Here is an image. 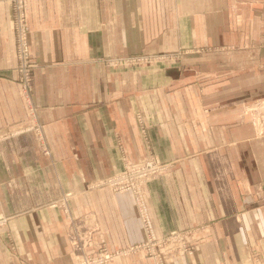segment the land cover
Here are the masks:
<instances>
[{
    "label": "crops",
    "instance_id": "1",
    "mask_svg": "<svg viewBox=\"0 0 264 264\" xmlns=\"http://www.w3.org/2000/svg\"><path fill=\"white\" fill-rule=\"evenodd\" d=\"M25 6L35 60L32 103L25 105L14 79L13 12L0 0V131L38 123L50 155H40L32 130L0 143V213L10 216L14 242L11 248L0 235V264L67 263L83 253L78 243L88 251L143 240L131 192L85 184L149 152L174 160L140 192L150 232L193 231L187 241L194 249L166 252L160 264L264 260V156L228 158L229 139L212 134L227 130V108L208 105L226 91L204 92L192 69L207 51L221 61L252 57L260 46L264 55V0H28ZM144 51H181V66L134 70L103 61ZM67 191L64 215L59 199ZM109 264L154 263L136 252Z\"/></svg>",
    "mask_w": 264,
    "mask_h": 264
},
{
    "label": "rangeland",
    "instance_id": "2",
    "mask_svg": "<svg viewBox=\"0 0 264 264\" xmlns=\"http://www.w3.org/2000/svg\"><path fill=\"white\" fill-rule=\"evenodd\" d=\"M26 21H27V16H26ZM12 22H13L12 28L14 29L17 22H16V19L13 13H12ZM14 36H15V33H14ZM261 43H264V42H261ZM256 44L255 46H257ZM14 45L16 46L15 40H14ZM261 50H263V48L261 49V46L258 48H255V50L253 51L252 57L243 56V58H241V57L236 56L238 58L229 60L226 58V56H224L222 61L218 59V56L215 55L214 51H207L209 55L207 57L204 56V59L202 60L203 64H200V66L194 65L195 67L192 68L193 72H195L193 76L199 78L200 85L204 84V92H215L216 90L223 91V92L226 91L225 97H223L222 99L216 98V99L210 100V102H208V105L211 106V105H215L217 102L219 103L222 102L225 104L227 108V114H228L227 115V120H228L227 130L213 131L212 134H213V139H215L216 141L218 140V141L224 142L223 140L225 139L223 138L229 139L227 143L228 147L224 148V152L225 154L228 155V158L242 157V156L244 157L264 156V55L262 54V52L260 53ZM180 52L181 51H169V52H160V51H154V52L146 51L145 52L144 51V52H139L138 54H124L121 56H112L108 58H103V61L105 62V64L110 65L111 67H120V68L125 67L127 69H134V70H139V68H142V67L144 68L154 67L160 63H163L166 65L171 62H174L175 64L177 63L176 66L180 67L181 66L180 61H181V56H182V53ZM215 56H216V60H215ZM227 57L229 58V54ZM124 58H125L124 63L118 62L120 59L123 60ZM109 60L111 61L109 62ZM15 65L16 64H14V66ZM233 80H236V81L233 82ZM200 85H198L199 88H200ZM231 85H234V89H235L234 91L231 90L232 89ZM19 89H20V86H19ZM24 99H25V105L29 107V103L27 102L26 98ZM239 105H240V108L242 109V113H241L240 108L238 107ZM232 107L234 108L232 109L233 111L229 109ZM234 110H237V111L234 112ZM35 125H37V128H35ZM140 125L142 126L144 125V122L142 120L140 122ZM19 126H23V125H18V127ZM23 127H27V126H23ZM143 127H145V125ZM12 128H14V126H8L7 128L4 129L7 132L6 134L9 135V136H5L4 139H9L12 137V135H10L12 133ZM40 129L41 128L38 125V123L37 124L34 123V124H31L30 127H27L25 131L32 130L34 133L36 132L37 137L40 139V134H41V132H39ZM3 132L4 131H0V133H3ZM241 135L244 141L243 140L240 141L241 138L237 140V137H241ZM143 138H146V137H143ZM4 139L1 138L0 143L3 142ZM236 141L239 142L238 143L239 145L233 144V142H236ZM240 142H242L243 144ZM36 144L38 145L40 155H43V156L50 155V150H49L47 143L36 142ZM238 149H241L240 152H238ZM215 151L217 152V150ZM148 157L158 158V156H156L154 153L149 152L142 159H147ZM158 159L161 162H164L160 158ZM126 160L130 163H137L138 161H141V160H138V161L128 160L127 157H126ZM172 161L174 160L172 159L171 161H165V162H172ZM118 170L111 171L109 174H106L102 177H98L96 179L107 178L112 173L117 172ZM96 179L90 181L89 183H86L85 188L95 189L96 187H101V188H108L111 192H114L113 189H111L110 187H107L104 184L103 186H96V187L91 185V183L96 181ZM146 183L142 185V188ZM141 190L139 192H136L134 194L132 193V194L134 196L133 197L134 202L138 207L139 217L141 218V224L143 226L144 219L146 220V223L148 224H149V219L148 217L144 215V213L141 212L142 204L141 202H139ZM66 193H64V195L59 199V204H60V207L62 208L64 215H67V213H70V210H69V207L66 201L67 198L64 199V196L66 195ZM52 204L55 206L57 205L55 203H52ZM0 216L2 218H6V221H7L6 225L0 227V235L6 236L10 243L11 248H14V242H11L12 236L8 229V222H9L8 220L10 216L4 215L1 213H0ZM174 230H178V229H174ZM178 231H183V232L185 231L187 232V235L192 234L193 232L191 229L178 230ZM149 232H150V229H149ZM170 233L165 234V235H160V236L162 237L168 236L170 235ZM155 237H159V236H155ZM187 239H189V237ZM187 246H188V249L190 250L194 249V246L191 242L188 243ZM120 257H123V256H120Z\"/></svg>",
    "mask_w": 264,
    "mask_h": 264
},
{
    "label": "built area",
    "instance_id": "3",
    "mask_svg": "<svg viewBox=\"0 0 264 264\" xmlns=\"http://www.w3.org/2000/svg\"><path fill=\"white\" fill-rule=\"evenodd\" d=\"M8 3L12 7V12L16 19V26L13 29L15 33V52H16V65L13 66L15 72V81L20 86V91L23 98H26L29 106L32 103V93L34 88L33 76L35 70V60L29 47V27L26 21L27 11L25 3L27 0H1ZM111 60H109L110 62ZM123 60L118 62L124 63ZM140 116V115H139ZM138 116V117H139ZM140 118V117H139ZM141 120H139L140 124ZM37 128V125H35ZM142 130L144 127L141 125ZM27 127L19 126L12 128V133L10 135H18L20 132L25 131ZM0 133V139H4L7 135L6 131L3 130ZM41 132V129L40 131ZM36 134V132H35ZM37 136V135H36ZM37 142L44 143L42 139V132L40 134V139L37 137ZM123 167L117 172L112 173L107 178L96 179L91 185L93 186H103L106 185L113 189L114 192H131L136 193L142 189V185L152 179H156L159 175L167 172L170 168V162H161L158 158L148 157L147 159H142L137 163H130L124 159ZM71 192H67L64 196L66 199ZM6 218L0 216V227L6 225ZM144 231L146 235L144 240L139 242L130 243L127 246H118L113 248H108L105 244L101 243L97 248L92 250H84V243L76 244V248L82 250V254L77 256L74 260L68 263L61 264H109L114 261L115 258L120 256H127L130 253L145 252L151 257L152 263L160 264L162 262L164 254L170 252L175 254V252H187L188 241L187 232L174 230L171 231L168 236L155 237L149 232V224L146 223L144 219L143 223ZM257 264H264V260L258 261Z\"/></svg>",
    "mask_w": 264,
    "mask_h": 264
}]
</instances>
